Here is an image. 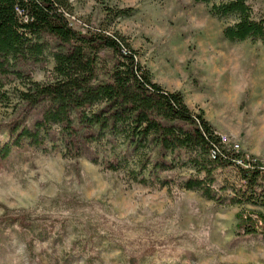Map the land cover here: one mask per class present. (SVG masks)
<instances>
[{"label":"rangeland","instance_id":"rangeland-1","mask_svg":"<svg viewBox=\"0 0 264 264\" xmlns=\"http://www.w3.org/2000/svg\"><path fill=\"white\" fill-rule=\"evenodd\" d=\"M70 3L75 30L123 36L153 83L180 92L193 114L202 112L216 133L264 169V41L226 40L223 30L237 15L215 16L212 4L194 0H111L109 7L130 14L107 26L95 0ZM247 3L252 19L264 18V0ZM45 55L46 63L18 70L44 83L53 68ZM2 81L1 142L10 124H19L14 138L42 113L17 99L25 79ZM51 128L42 147L24 140L0 155V218L8 222L0 225V264H264V235L238 229L235 217L244 209L264 214L263 201L228 205L244 184L236 168L205 162L199 169L192 162L198 154L151 142L134 151L122 135L73 158L59 126ZM189 177L207 178L216 200L182 189ZM254 188L264 200L262 177Z\"/></svg>","mask_w":264,"mask_h":264},{"label":"trees","instance_id":"trees-1","mask_svg":"<svg viewBox=\"0 0 264 264\" xmlns=\"http://www.w3.org/2000/svg\"><path fill=\"white\" fill-rule=\"evenodd\" d=\"M110 1L95 0L104 10L107 26L130 14L128 9L109 7ZM194 1L212 4L210 11L218 17L237 15V21L223 30L226 40L264 41V18L250 17L247 0ZM72 14L70 0H0V96L4 77L25 79L26 84L16 92L17 99L28 109H42L40 118L31 127L23 125L14 138L19 124L8 126L9 138L0 141V155H8L24 140L42 147L51 126H59L73 158L86 154L91 144L107 136L122 135L134 151L151 142L163 151L198 154L192 162L199 169H204L201 166L205 162L236 168L244 184L233 192L228 205L262 206V194L254 190L257 179H264L258 164L247 169L237 166L235 159L240 154L222 148L203 113L193 114L180 92H167L152 82L149 71L137 62L136 52L123 36L105 29L77 31L68 20ZM46 52L53 68L44 83L18 70L28 62L46 63ZM70 146L75 150L73 155ZM213 148L219 150L215 160L209 157ZM199 158H203L202 164ZM141 183H145L143 176ZM181 188L200 191L206 199L216 200L217 192L207 178L189 177ZM20 217V225L27 226L26 218ZM235 217L238 229L264 235L263 213L244 209ZM7 224V218H0V225Z\"/></svg>","mask_w":264,"mask_h":264},{"label":"built area","instance_id":"built-area-1","mask_svg":"<svg viewBox=\"0 0 264 264\" xmlns=\"http://www.w3.org/2000/svg\"><path fill=\"white\" fill-rule=\"evenodd\" d=\"M216 135L218 136V138L220 140V145L222 146V148L226 152H231V153H234V154H240V156L237 159H235V164L237 166H239L242 169H247L252 164L256 163V160L251 158V156H249L248 154H244V153L240 152L238 150V146L232 144V142L229 140V138L227 136H224V135L219 134V133H216ZM218 153H219L218 148H213L209 152V157L212 160H215ZM260 169L264 171L263 168H260Z\"/></svg>","mask_w":264,"mask_h":264}]
</instances>
